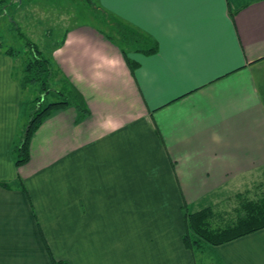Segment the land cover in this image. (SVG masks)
I'll return each mask as SVG.
<instances>
[{
    "label": "crops",
    "instance_id": "obj_1",
    "mask_svg": "<svg viewBox=\"0 0 264 264\" xmlns=\"http://www.w3.org/2000/svg\"><path fill=\"white\" fill-rule=\"evenodd\" d=\"M98 1L156 51L127 52L130 72L104 33L66 30L49 60L88 116L52 112L21 167L22 87L0 51V264H51L45 247L69 264H264V229L182 243L186 213L264 196V0Z\"/></svg>",
    "mask_w": 264,
    "mask_h": 264
},
{
    "label": "trees",
    "instance_id": "obj_2",
    "mask_svg": "<svg viewBox=\"0 0 264 264\" xmlns=\"http://www.w3.org/2000/svg\"><path fill=\"white\" fill-rule=\"evenodd\" d=\"M120 21L121 23L113 24L116 28L117 39L106 34L104 36L109 42L120 49L126 65L130 72H133L137 65L128 60L127 52L133 51L144 55H151L156 51V43L151 41L145 34L134 29L131 25L122 20ZM26 48L33 58H28L24 61L22 69L24 83L28 85L40 82L41 89L45 95L53 94L55 97L58 96L59 99L45 106H42L41 101L37 100V107L30 114L26 131L14 148L16 167L24 166L28 162V148L31 137L45 118L52 112L71 106L77 112V123L83 121L88 116V110L82 95L67 79L63 78L48 59H44L41 56V52L31 42H26ZM5 54L12 55L13 53L9 51ZM57 80H63L64 82L61 84ZM51 83L57 86L60 85L62 88L49 87ZM238 204L236 218L225 226L216 225V219L220 215L214 211H217L215 207H208L194 213H186L184 217L185 231L182 236L184 247L191 250L201 248L203 245L220 246L264 229V196L257 200L241 197ZM45 249L51 264H69L64 261L55 260L51 256L49 249L47 247Z\"/></svg>",
    "mask_w": 264,
    "mask_h": 264
},
{
    "label": "rangeland",
    "instance_id": "obj_3",
    "mask_svg": "<svg viewBox=\"0 0 264 264\" xmlns=\"http://www.w3.org/2000/svg\"><path fill=\"white\" fill-rule=\"evenodd\" d=\"M120 20V17L111 12L100 9L98 0H0V51L4 54L9 51L13 53L7 56L13 61L14 81L22 87L21 100L18 102L21 126L24 128L22 137L27 126L26 116L29 121L30 114L37 107V100L45 106L59 99L53 94L45 95L40 82L28 85L24 83V61L33 58L26 48V42H31L41 52V56L49 60L52 48L55 44H60L66 30L85 24L117 39L113 24L121 23ZM50 63L52 65L51 61ZM57 81L61 84L64 82ZM50 86L62 88L52 83ZM238 206V202L231 201L220 208L216 207L217 211H214L220 215L216 219V225L225 226L233 221Z\"/></svg>",
    "mask_w": 264,
    "mask_h": 264
}]
</instances>
